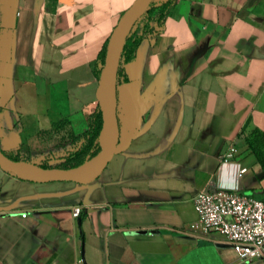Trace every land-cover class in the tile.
<instances>
[{
  "label": "crops",
  "instance_id": "obj_1",
  "mask_svg": "<svg viewBox=\"0 0 264 264\" xmlns=\"http://www.w3.org/2000/svg\"><path fill=\"white\" fill-rule=\"evenodd\" d=\"M135 1L0 0L5 156L37 164L26 157L54 150L55 125L89 129L98 55ZM158 1L170 5L142 21L122 65L116 152L99 177L35 183L0 170V264H264L199 232L193 205L204 190L264 200L247 144L264 134V0Z\"/></svg>",
  "mask_w": 264,
  "mask_h": 264
},
{
  "label": "water",
  "instance_id": "obj_2",
  "mask_svg": "<svg viewBox=\"0 0 264 264\" xmlns=\"http://www.w3.org/2000/svg\"><path fill=\"white\" fill-rule=\"evenodd\" d=\"M154 0H136L121 16L106 46L104 64L98 79L96 101L101 114L99 153L90 163L76 169L42 168L27 161H13L0 151V170L19 180L35 183L72 182L80 185L96 180L116 152L118 142L117 72L127 37ZM156 0L155 2H157ZM264 177V171L258 179Z\"/></svg>",
  "mask_w": 264,
  "mask_h": 264
},
{
  "label": "built area",
  "instance_id": "obj_3",
  "mask_svg": "<svg viewBox=\"0 0 264 264\" xmlns=\"http://www.w3.org/2000/svg\"><path fill=\"white\" fill-rule=\"evenodd\" d=\"M193 205L199 232L223 237L241 262L264 260V200L236 190H204L193 197Z\"/></svg>",
  "mask_w": 264,
  "mask_h": 264
},
{
  "label": "trees",
  "instance_id": "obj_4",
  "mask_svg": "<svg viewBox=\"0 0 264 264\" xmlns=\"http://www.w3.org/2000/svg\"><path fill=\"white\" fill-rule=\"evenodd\" d=\"M155 1L156 0H154L150 4V6L147 8L142 18H140L136 22L131 33L126 39L123 52L121 55L118 72H117V82L120 81V79H122V81L126 80V74L124 73L122 69V65L128 64L133 61L137 46L139 45L143 36L147 34V30L144 27V24L141 27V29H143L142 32L140 34H137L139 25L142 24L143 20L149 19L155 10H157L159 13L158 20L162 19L164 12L170 5V2L167 1V2L161 3L158 6H155ZM107 42L105 43L101 52L98 55V61L100 62L101 66H103L104 64ZM100 71H101V68L96 72L97 79H99ZM56 126L57 125H55L54 127ZM100 128H101V114L98 110V113L95 115V120L91 122V124L89 125V129L85 133L79 136H73L72 134H69L71 137H74L75 140H79V139L85 140L86 139L87 145L81 148L80 150L70 154L65 160L63 167L60 168L61 170L76 169L85 163V159L89 155L91 148L93 147L94 143H96L98 139ZM247 144H248L249 149L251 150V152L257 159L258 163L260 164L261 168L264 170V134H261L259 132H253L251 136L247 139ZM96 147H97L96 152H99L100 148H99L98 143H96ZM96 154L93 153L92 156L95 157ZM8 158L13 161H20V159L17 156L8 157ZM41 167L46 168L43 166Z\"/></svg>",
  "mask_w": 264,
  "mask_h": 264
},
{
  "label": "rangeland",
  "instance_id": "obj_5",
  "mask_svg": "<svg viewBox=\"0 0 264 264\" xmlns=\"http://www.w3.org/2000/svg\"><path fill=\"white\" fill-rule=\"evenodd\" d=\"M160 1H157L155 4H159ZM65 122H61L54 127V132L56 135L55 143H54V150L51 151L50 149L46 152H40L32 156L31 154L26 157L27 160H34L37 162L36 165L43 166L46 168H57L60 169L63 167L65 160L67 157L80 150L84 146H86V139H79L75 140L74 137H71L69 134L70 131L68 128L65 127ZM73 135V134H72ZM74 136V135H73ZM98 143V141H96ZM96 143H94L93 147L90 150L89 155L85 159V163H90L96 157H93L92 154H98ZM96 154V155H97ZM25 161V160H23ZM84 163V164H85Z\"/></svg>",
  "mask_w": 264,
  "mask_h": 264
}]
</instances>
